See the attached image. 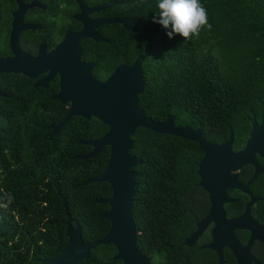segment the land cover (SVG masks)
Returning a JSON list of instances; mask_svg holds the SVG:
<instances>
[{"label":"trees","instance_id":"1","mask_svg":"<svg viewBox=\"0 0 264 264\" xmlns=\"http://www.w3.org/2000/svg\"><path fill=\"white\" fill-rule=\"evenodd\" d=\"M201 3L212 27L184 40L178 34L170 38L167 29L153 22L156 0H122V15L136 20L121 30L116 63L140 59L144 91L138 106L147 118L162 121L174 113L196 118L197 125L210 124L198 119L212 117L213 110H240L264 94V0ZM62 107L59 103L53 121L66 114ZM185 111L188 114L182 115ZM9 119V129L0 132V204L7 205L0 208V264H40L38 259L62 251L67 216L60 195L78 221L83 242L102 238L110 225L101 217L108 206L96 200L109 198L111 187L105 182L82 183L102 173L108 147L89 159L74 157L90 150L79 142L101 137L106 126L94 117L74 115L50 136V131L31 130L18 115ZM44 119L34 121L41 124ZM134 135L130 154L143 161L135 168L136 248L144 256L162 254L177 234V227H171L169 237L165 225L168 169L177 176L186 173L194 152L181 138L168 139L148 128L139 127ZM172 186L177 188L175 182ZM115 255L112 245L98 246L77 264H119Z\"/></svg>","mask_w":264,"mask_h":264},{"label":"flooded vegetation","instance_id":"2","mask_svg":"<svg viewBox=\"0 0 264 264\" xmlns=\"http://www.w3.org/2000/svg\"><path fill=\"white\" fill-rule=\"evenodd\" d=\"M121 3L0 0V132L18 115L31 130L51 134L59 103L66 114L70 107L56 97L60 70L75 57V47L64 44L81 32L91 29L98 36L78 40L79 60L92 64L95 80L104 81L122 64L116 63L122 24L106 22L132 17L122 15ZM254 99L240 110H213L212 117L198 119L210 124L197 125L196 118L174 113L155 121L173 116L175 126L198 130L206 149L181 138L194 155L186 173L177 176L168 169L165 225L169 237L170 228L177 227L176 238L164 253L142 255L148 264H264V94ZM43 116L41 124L34 121Z\"/></svg>","mask_w":264,"mask_h":264},{"label":"water","instance_id":"3","mask_svg":"<svg viewBox=\"0 0 264 264\" xmlns=\"http://www.w3.org/2000/svg\"><path fill=\"white\" fill-rule=\"evenodd\" d=\"M136 17H122L106 19V22L118 21L124 30L132 27ZM89 37L98 40V36L88 29L75 36L72 44L75 47L74 62L60 70V89L56 97L61 103H69L67 114L51 126L54 134L64 122L74 115L83 118L94 117L106 126L104 134L93 140L81 141V145L90 148L84 155L74 159L85 160L96 155L103 147H108V160L102 173L82 183H108L111 196L107 199L96 200L97 203L108 206V210L101 214L109 220L110 225L102 238L94 242H83L78 221L68 212L67 201L59 196L65 210L67 243L55 257H42L40 264H77L86 259L91 249L98 246L112 245L116 250L115 260L120 264H148V259L136 248L137 229L133 219V207L137 187V166L143 161L130 154L134 147L135 131L139 127L148 128L158 134L176 135L183 139L200 142L198 130H190L187 126H175L173 116L166 121L157 123L147 118L138 106V97L144 91L141 61L137 58L132 64L118 65L104 81L95 80L90 69L92 64L79 60L80 47L78 40ZM6 69L2 68V71ZM264 103V99L262 100ZM264 123V122H263Z\"/></svg>","mask_w":264,"mask_h":264},{"label":"clouds","instance_id":"4","mask_svg":"<svg viewBox=\"0 0 264 264\" xmlns=\"http://www.w3.org/2000/svg\"><path fill=\"white\" fill-rule=\"evenodd\" d=\"M153 22L167 29L170 38L178 34L184 40L198 38L202 29L210 30L212 27L207 9L201 0H156V16L153 17ZM6 207V204H0V208Z\"/></svg>","mask_w":264,"mask_h":264}]
</instances>
